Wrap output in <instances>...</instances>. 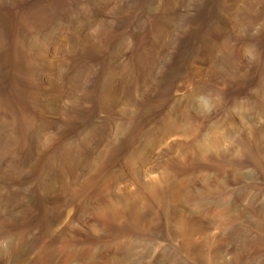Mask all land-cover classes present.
<instances>
[{
	"label": "rangeland",
	"instance_id": "rangeland-1",
	"mask_svg": "<svg viewBox=\"0 0 264 264\" xmlns=\"http://www.w3.org/2000/svg\"><path fill=\"white\" fill-rule=\"evenodd\" d=\"M263 79L264 0H0V264H264Z\"/></svg>",
	"mask_w": 264,
	"mask_h": 264
},
{
	"label": "bare ground",
	"instance_id": "bare-ground-1",
	"mask_svg": "<svg viewBox=\"0 0 264 264\" xmlns=\"http://www.w3.org/2000/svg\"><path fill=\"white\" fill-rule=\"evenodd\" d=\"M237 2H238V1H237ZM230 5H231V4H230ZM233 5H234V4H233ZM224 7H225V6H224ZM231 7H232V6H231ZM231 7H230V8H231ZM173 9H174V8H173ZM177 9H178V8H177ZM177 9L175 8V10H177ZM224 13H225V12H224ZM174 19H175V18H174ZM155 21H156V20H155ZM156 23H157V22H156ZM154 25H155V24H154ZM167 26H168V25H167ZM164 28H165V27H164ZM164 28H163V29H164ZM166 30H167V28H166ZM166 32H167V31H166ZM150 33H151V32H150ZM153 33H154V32H153ZM157 34H158V33H157ZM149 35H150V34H149ZM159 35H160V34H159ZM162 35H163V34H162ZM150 41H154V40L151 39ZM158 41H159V40H158ZM152 49H153V48H152ZM149 51H150V50H149ZM180 52H181V51H180ZM151 53H152V52H151ZM152 55H153V54H152ZM140 56H141V55H140ZM149 57H150V56H149ZM156 58H157V57H156ZM156 60H157V59H156ZM153 62H154V60H153ZM151 64H152V62H151ZM154 64H155V63H154ZM182 65H183V64H182ZM172 66H173V65H172ZM181 67H183V66H181ZM141 69H142V68H141ZM139 79H140V78H139ZM141 79H142V78H141ZM143 79H144V78H143ZM263 80H264V79H263ZM135 86H136V84H135ZM201 86H202V85H201ZM197 89H198V88H197ZM136 92H137V91H136ZM183 94H184V92H183ZM186 97H187V96H186ZM186 103H187V102H186ZM157 106H158V105H157ZM241 106H242V105H241ZM183 107H184V106H183ZM146 108H147V107H146ZM188 108H189V107H188ZM188 108H187V109H188ZM235 109H236V108H235ZM182 112H183V111H182ZM231 112H232V111H231ZM240 112H241V111H240ZM237 113H238V112H237ZM229 114H230V113H229ZM238 114H239V113H238ZM188 115H189V114H188ZM232 116H233V115H232ZM175 117H176V116H175ZM228 117H229V116H228ZM236 117H237V116H236ZM239 117H240V116H239ZM172 118H173V117H172ZM225 119H226V118H225ZM173 121H174V120H173ZM235 123H236V122H235ZM237 123H238V122H237ZM121 125H122V124H121ZM170 125H171V124H170ZM221 125H222V124H221ZM119 126H120V125H119ZM224 126H226V125H224ZM173 127H174V126H173ZM173 127H172V128H173ZM175 127H176V126H175ZM236 127H238V126H236ZM216 131H217V130H216ZM219 131H220V130H219ZM172 132H173V131H172ZM174 132H175V131H174ZM228 132H229V131H228ZM228 132H227V133H228ZM231 132H232V130H231ZM215 133H216V132H215ZM176 134H177V133H176ZM219 134H220V133H219ZM221 134H222V133H221ZM231 134H232V133H231ZM216 135H218V134L216 133ZM224 136H225V135H224ZM229 136H230V134H229ZM227 138H228V136H227ZM213 139H214V138H213ZM205 140H206V139H205ZM218 141H219V140H218ZM211 143L213 144V142H211ZM214 143H216V142H214ZM153 145H154V144H153ZM199 145H200V144H199ZM193 146H194V145H193ZM146 149H147V148H146ZM152 149H154V148H152ZM158 150H159V149H158ZM135 153H136V152H135ZM145 154H146V153H145ZM145 154H144V155H145ZM139 155H140V154H139ZM58 156H59V155H58ZM69 156H70V155H69ZM128 157H129V156H128ZM132 157H133V156H132ZM164 157H165V156H164ZM251 157H252V156H251ZM47 158H48V157H47ZM50 158H51V157H50ZM57 158H58V157H57ZM134 158H135V157H134ZM138 159H139V158H138ZM151 159H152V158H151ZM251 159H252V158H251ZM259 159H261V158H259ZM256 160H257V159H256ZM45 161H46V160H45ZM129 161H130V157H129ZM132 161H133V160H132ZM149 161H150V160H149ZM23 162H24V160H23ZM88 162H89V161H88ZM152 162H153V161H152ZM175 162H176V161H175ZM50 163H51V162H50ZM177 163H178V162H177ZM220 163H221V162H220ZM137 164H138V162H137ZM173 164H174V163H173ZM203 164H204V163H203ZM51 165H52V163H51ZM139 165H140V164H139ZM141 165H142V164H141ZM133 166H134V165H133ZM135 166H136V165H135ZM134 168H135V167H134ZM137 168H138V167H137ZM196 168H197V167H196ZM132 169H133V168H132ZM135 169H136V168H135ZM135 169H134V170H135ZM140 169H141V168H140ZM199 169H200V168H199ZM142 171H143V170H142ZM145 171H146V170H145ZM140 172H141V171H140ZM173 172H174V171H173ZM187 172H188V171H187ZM198 172H199V171H198ZM132 173L134 174V172H132ZM132 173H131V174H132ZM135 173H136V172H135ZM137 173H139V171H138ZM203 173H204V172H203ZM133 174H132V175H133ZM141 174H142V173H141ZM179 175H180V174H179ZM188 175H189V174H188ZM205 175H206V174H205ZM115 176H116V175H115ZM115 176H114V177H115ZM133 176H134V175H133ZM133 176H132V177H133ZM135 176H136V175H135ZM135 176H134V177H135ZM117 177H118V176H117ZM122 177H124V175H123ZM186 177H187V176H186ZM136 178H137V177H136ZM196 178H197V177H196ZM120 179H121V177H119V180H120ZM138 179H139V177H138ZM140 179H141V178H140ZM116 180H117V179H116ZM121 180H122V179H121ZM182 180H183V179H182ZM193 180H194V179H193ZM176 181H177V180H176ZM114 182H115V181H114ZM136 182H138V181H136ZM107 183H108V182H107ZM131 183H132V182H131ZM133 183H134V182H133ZM140 183H141V182H140ZM175 185H176V184H175ZM179 185H180V184H179ZM107 186H108V185H107ZM112 186H113V185H112ZM112 186H111V187H112ZM54 187H55V186H54ZM111 187H109V188H111ZM133 187H134V186H133ZM102 188H103V187H102ZM104 188H105V190L107 189L106 187H104ZM109 188H108V189H109ZM175 188H177V187H175ZM108 189H107V190H108ZM116 189H117V188H116ZM34 190H35V189H34ZM56 190H57V189H56ZM99 190H100V189H99ZM103 190H104V189H103ZM119 190H120V188H119ZM135 190H136V189H135ZM175 190H176V189H175ZM97 191H98V190H97ZM98 192H99V191H98ZM107 192H108V191H107ZM125 192H127V191H125ZM128 192H129V191H128ZM113 193H114V191H113ZM119 193H120V192H119ZM121 193H122V192H121ZM7 194H8V193H7ZM12 194H13V193H12ZM14 194H15V193H14ZM99 194H100V193H99ZM99 194H98V195H99ZM179 194H181V192H180ZM181 195H182V194H181ZM86 196H87V195H86ZM100 196H101V194H100ZM78 197H80V196H78ZM174 197H175V196H174ZM177 197H178V195H177ZM17 198H18V197H17ZM60 198H61V197H60ZM74 198H75V197H74ZM175 198H176V197H175ZM176 199H177V198H176ZM180 199H181V198H180ZM180 199H179V200H180ZM27 200H28V199H27ZM73 200H74V199H73ZM8 201H9V200H8ZM27 202H28V201H27ZM110 202H111V201H110ZM5 204H6V203H5ZM212 204H213V203H212ZM67 205H68V204H67ZM105 205H106V204H105ZM180 205H181V204H180ZM180 205H179V206H180ZM29 206H30V205H29ZM183 206H184V205H183ZM198 206H199V205H198ZM249 206H250V205H249ZM66 208H67V207H66ZM246 208H247V207H246ZM93 209H95V208H93ZM197 209H198V208H197ZM224 209H225V208H224ZM237 209H238V208H237ZM202 210H203V209H202ZM226 210H227V209H226ZM226 210H225V211H226ZM263 210H264V209H263ZM174 211H175V210H174ZM178 211H179V210H178ZM30 212H31V211H30ZM175 212H176V211H175ZM204 212H205V211H204ZM217 212H218V211H217ZM25 213H26V212H25ZM26 216H27V215H26ZM68 216H69V215H68ZM142 217H143V216H142ZM198 217H199V216H198ZM215 217H216V216H215ZM29 218H30V217H29ZM68 218H69V217H68ZM31 219H32V218H31ZM206 220H207V219H206ZM65 222H66V221H65ZM68 224H69V223H68ZM65 225H66V224H65ZM182 226H183V225H182ZM197 226H198V225H197ZM202 226H203V225H202ZM22 228H23V227H22ZM62 228H63V227H62ZM247 228H248V227H247ZM118 229H119V228H118ZM128 229H129V228H128ZM131 229H132V228H131ZM193 229H194V228H193ZM193 229H192V230H193ZM26 230L28 231V229H26ZM61 230H62V229H61ZM134 230H135V229H134ZM136 230H137V229H136ZM192 230H189V231H192ZM40 231H41V230H40ZM138 231H139V230H138ZM174 231H175V230H174ZM183 231H184V230H183ZM186 231H187V230H186ZM189 231H187V233H186V232H185V233L188 234ZM134 232H135V231H134ZM134 232H133V234H134ZM27 233H28V232H27ZM137 233H139V232H137ZM193 233H194V232H193ZM224 233H225V232H224ZM25 234H26V232H25ZM238 235H239V234H238ZM186 236H187V235H186ZM195 237H196V235H195ZM132 238H133V237H132ZM225 238H226V237H225ZM131 240H132V239H131ZM189 241H190V240H189ZM136 242H137V241H136ZM117 243H118V242H117ZM191 243H192V242H191ZM123 245H124V244H123ZM140 245H141V244H140ZM193 246H194V245H193ZM119 247H120V246H119ZM190 247H191V246H190ZM190 247H189V248H190ZM79 248H80V247H79ZM79 248H78V249H79ZM112 248H113V247H112ZM115 248H116V246H115ZM121 248H122V247H121ZM123 248H124V247H123ZM44 249H45V248H44ZM49 249H51V248H49ZM49 249H48V250H49ZM55 249H56V248H55ZM55 249H51V250H55ZM78 249H75V250H78ZM87 249H88V248H87ZM92 249H94V248H92ZM92 249H90V251H91ZM127 249H128V248H127ZM48 250H47V252H48ZM62 250H63V249H62ZM71 250H73V249H71ZM80 250H81V249H80ZM88 250H89V249H88ZM120 250H121V249H120ZM56 251H57V250H56ZM90 251H88V252H90ZM95 251H96V250H95ZM98 251H99V250H98ZM104 251H105V250H104ZM104 251H103V253H104ZM126 251H127V250H126ZM49 252H51V251H49ZM58 252H60V251H58ZM66 252H68V251H66ZM72 252H73V251H72ZM75 252H76V251H75ZM99 252H100V251H99ZM105 252H107V251H105ZM61 253H62V252H61ZM70 253H71V252H70ZM78 253H79V252H78ZM78 253H76V254H78ZM128 253H129V252H128ZM196 253H197V252H196ZM44 254H45V253H44ZM50 254H51V253H50ZM53 254H54V252H53ZM73 254H75V253L73 252ZM97 254H98V253H97ZM99 254H100V253H99ZM107 254H108V253H107ZM71 255H72V254H71ZM71 255H70V256H71ZM79 255H80V254H79ZM79 255H78V256H79ZM86 255H87V254H86ZM138 255H139V254H138ZM61 256H62V255H61ZM74 256H76V255H74ZM78 256H77V257H78ZM93 256H94V255H93ZM98 256H99V255H98ZM213 256H214V255H213ZM219 256H220V255H219ZM66 257H67V256H66ZM71 257H72V256H71ZM71 257H70V258H71ZM94 257H95V256H94ZM100 257H101V256H100ZM68 258H69V257H68ZM113 258H114V257H113ZM134 258H135V257H134ZM154 258H155V257H154ZM75 259H77V258L75 257ZM95 259H97V258H95ZM130 259H131V258H130ZM82 260H83V259H82ZM126 260H127V259H126ZM243 260H244L243 258H240L239 261H238V262H239L238 264H245V261L243 262ZM42 261H43V260H42ZM52 261H53V260H52ZM68 261H69V260H68ZM115 261H119V260H115ZM215 261H218V259L215 260ZM215 261H214V262H215ZM22 263H23V262H22ZM22 263H21V264H22ZM121 263H122V262H121ZM108 264H109V263H108ZM122 264H123V263H122ZM213 264H214V263H213ZM232 264H233V263H232ZM236 264H237V263H236Z\"/></svg>",
	"mask_w": 264,
	"mask_h": 264
},
{
	"label": "clouds",
	"instance_id": "clouds-1",
	"mask_svg": "<svg viewBox=\"0 0 264 264\" xmlns=\"http://www.w3.org/2000/svg\"><path fill=\"white\" fill-rule=\"evenodd\" d=\"M200 100H201V103H203V104L206 105V106L209 104V100H208L206 97H203V96H202V97L200 98Z\"/></svg>",
	"mask_w": 264,
	"mask_h": 264
}]
</instances>
